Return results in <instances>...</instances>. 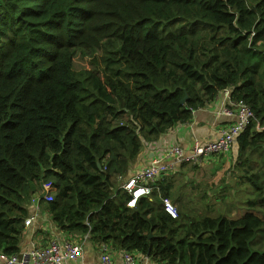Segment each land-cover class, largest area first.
<instances>
[{
	"label": "trees",
	"instance_id": "1",
	"mask_svg": "<svg viewBox=\"0 0 264 264\" xmlns=\"http://www.w3.org/2000/svg\"><path fill=\"white\" fill-rule=\"evenodd\" d=\"M227 88L255 113L230 166L244 212L171 217L175 173L129 206L145 144ZM49 181L39 204L68 233L167 264H264V0H0V250L18 251Z\"/></svg>",
	"mask_w": 264,
	"mask_h": 264
},
{
	"label": "built area",
	"instance_id": "2",
	"mask_svg": "<svg viewBox=\"0 0 264 264\" xmlns=\"http://www.w3.org/2000/svg\"><path fill=\"white\" fill-rule=\"evenodd\" d=\"M222 91L228 98L225 111L233 118L230 124L224 127L215 139L201 142L196 138L189 148L180 144L165 146L146 165L127 176L122 182V187L131 194V199L127 203L129 206H135L139 197L149 195L155 189L160 191V186L157 185L158 180L174 168L173 163L167 160L168 158L197 163L208 156L227 153L230 150L238 135L255 119V113L243 99H232L230 89ZM53 198V185L49 181L43 184L40 194L33 196L31 205H40V200L50 201ZM162 205L171 217L179 216V207L171 198L163 196ZM33 219L34 216L29 213L25 219V226L30 225ZM32 245L31 250L22 256L7 254L0 250V260L8 264H65L66 261L76 259L83 253L82 243L70 239L54 238L43 245L33 241ZM100 264H117L113 259L109 243L102 242ZM118 264H140V261L136 251L122 248L121 261Z\"/></svg>",
	"mask_w": 264,
	"mask_h": 264
},
{
	"label": "crops",
	"instance_id": "3",
	"mask_svg": "<svg viewBox=\"0 0 264 264\" xmlns=\"http://www.w3.org/2000/svg\"><path fill=\"white\" fill-rule=\"evenodd\" d=\"M228 98L225 92L221 91L217 98L211 102L207 107L201 109V111L208 112L207 116H198L197 113H193V117L189 122L181 123V126L174 127L169 134H173V137H165L167 135L160 136L154 142H148L145 144L142 149L137 160L132 164L131 170L129 174L131 175L135 170L140 169L144 165H146L150 159L157 155L161 149L170 144H180L185 148H189L193 141L198 138L201 140L215 139L220 135L221 130L226 127L233 120L225 111L226 103ZM168 134V135H169ZM236 143L234 142L232 147L227 153L222 154H214L206 157L205 159H201V161L194 163L190 160H176L175 158H168L167 160L172 162L174 168L170 170L168 174L176 173L177 176L180 173H185V175L181 178L183 182L182 186V196L175 197L178 203L184 205L182 202L185 201L184 192L187 190H183L188 181L191 183L197 182V185L200 183H207L206 179L199 180L200 176L208 177L209 182L213 178V171L207 169L216 164L226 165L225 160H219L220 157H224V155L229 152L236 151ZM194 174V178L191 180V175ZM166 176V175H165ZM167 181L170 185L175 184V179L168 178ZM173 182V183H172ZM183 198V201H182ZM183 214H185L182 209ZM30 215L34 216L32 223L28 225L24 232L21 234L19 239V249L14 254H18L19 256L28 253L32 248V242H36L39 245H43L44 243L49 242L51 239H70L73 241L81 242L83 245V253L80 257L68 260L65 264H100V254L102 252V242L96 241L91 236H84L82 234L77 233H68L65 230H61L57 224L52 219L50 213L40 205H32L30 206ZM111 247V253L113 255V259L115 263H119L121 261L122 256V247H118L111 242H109ZM140 261V264H167L165 261H157L152 259L149 255L141 254L140 252H136ZM12 254V253H10ZM0 264H8L3 260H0Z\"/></svg>",
	"mask_w": 264,
	"mask_h": 264
},
{
	"label": "rangeland",
	"instance_id": "4",
	"mask_svg": "<svg viewBox=\"0 0 264 264\" xmlns=\"http://www.w3.org/2000/svg\"><path fill=\"white\" fill-rule=\"evenodd\" d=\"M91 56L77 54L74 58V66L73 68L76 70H80L82 68H90L91 65ZM218 96V95H217ZM217 98V97H216ZM215 98V99H216ZM214 99V100H215ZM213 100V101H214ZM212 101V102H213ZM208 106V105H207ZM205 106V107H207ZM204 107L198 108L193 111V113H197L198 116H207L208 112L201 111ZM181 126V123H176L172 128L166 131L163 135H167L165 137H173V134H169L174 127ZM169 134V135H168ZM162 136V135H161ZM201 140V139H200ZM201 142H205V140H201ZM237 156V151L229 152L224 155V157H220L219 160H225L226 165H220L214 163L213 166L207 168L213 171V178L209 182L208 177L200 176L199 180L206 179L207 183H200L197 185V182L191 183L188 181V184L184 187L183 190L187 189L184 192L185 201L182 202L184 205L181 206L180 203L177 202V197L182 196V186L181 183L183 180L179 178L175 173L174 179L175 184L171 185V198L172 201H176L178 207L183 209L185 214L188 215V221L194 218H197L201 215H204L205 212L209 211V215H214L219 212L226 211L228 208H232L233 212L231 213L232 217H237L241 215L244 210L237 207V205L243 203L246 198L249 196L245 190V186L242 185L238 178L233 176L230 170V166L232 165L234 159ZM185 173H182V177ZM191 180L194 178V174L191 175ZM245 184L244 182H242ZM176 197V199H175ZM183 201V198H182ZM24 232V231H23ZM155 260V259H154Z\"/></svg>",
	"mask_w": 264,
	"mask_h": 264
},
{
	"label": "water",
	"instance_id": "5",
	"mask_svg": "<svg viewBox=\"0 0 264 264\" xmlns=\"http://www.w3.org/2000/svg\"><path fill=\"white\" fill-rule=\"evenodd\" d=\"M185 102V98L182 100V103H184Z\"/></svg>",
	"mask_w": 264,
	"mask_h": 264
}]
</instances>
